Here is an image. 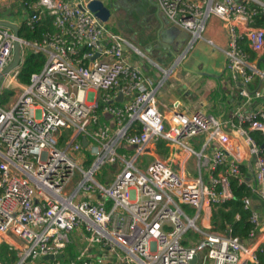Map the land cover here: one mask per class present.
<instances>
[{
  "label": "built area",
  "instance_id": "obj_1",
  "mask_svg": "<svg viewBox=\"0 0 264 264\" xmlns=\"http://www.w3.org/2000/svg\"><path fill=\"white\" fill-rule=\"evenodd\" d=\"M21 1L24 26L35 29L47 10L56 31L29 41L0 25V74L13 61L17 40L23 54L29 46L47 57L29 83H18L14 99L0 105V244L16 251L13 264H115L94 259L96 243L124 250L125 264H261L264 216L251 195L243 198L251 210L250 239L201 222L234 198L233 177L264 201V27L256 24L264 0H157L164 17L191 34L164 76L199 40L223 51L238 84L239 103L229 118L188 114L177 103L169 115L162 112V82L154 86L130 61L126 48H135L88 8L90 0ZM212 17L229 29L226 47L206 35ZM255 80L261 83L253 88ZM203 135L201 150L187 142ZM160 141L186 154L181 169L156 156ZM211 143L217 147L210 153ZM87 149L94 159L85 167ZM245 160L251 171L242 169ZM108 164L115 170L102 182L97 174ZM80 228L90 232L89 242L66 261L71 232ZM189 229L199 234L196 243L187 244ZM51 255L62 257L45 258Z\"/></svg>",
  "mask_w": 264,
  "mask_h": 264
},
{
  "label": "crops",
  "instance_id": "obj_2",
  "mask_svg": "<svg viewBox=\"0 0 264 264\" xmlns=\"http://www.w3.org/2000/svg\"><path fill=\"white\" fill-rule=\"evenodd\" d=\"M101 1L111 8V16L106 21L109 30L124 36L135 48L134 50L126 48V54L130 61L141 66L154 86H158L162 82L157 92L162 112L169 115L170 110L177 103L178 109L188 114L203 111L218 118L230 117L239 103L238 84L233 80L232 74L229 75L227 72L229 70L226 67V56L223 51L216 49L204 40H199L188 52L187 59L189 58V62L185 66L183 65L184 62L178 65L179 69L176 67L174 74L166 78L163 70L174 66L173 57L176 58L185 50L191 34L170 23L160 12L157 0ZM47 13L50 14L46 10L42 19ZM3 19L10 20L21 27L26 19V14L22 17L11 16ZM55 31L56 27L53 23L47 34ZM206 35L223 47L228 45L229 29L217 17L208 20ZM159 38L169 44L170 48H163L159 43ZM246 48L249 50L248 47ZM253 57H257L256 54L253 53ZM262 58L264 59V53ZM262 65L264 63H261ZM260 83V80H255L252 87L256 88L260 86ZM199 85H203V91L196 94L193 90ZM258 106L257 103L252 107ZM257 137L262 140L260 134H257ZM205 139L206 136L203 135L194 137L187 142L196 150H201ZM215 147L217 145L211 143L209 152H213ZM156 156L164 159L170 158L172 165L177 169H181V165L186 161V154L183 151L165 144L163 141L156 143ZM150 161V158L145 159L142 167L146 168ZM193 165H195V160L189 161L186 166L192 169ZM251 167L249 160H245L242 164L243 170L251 171ZM209 174V169L203 168L205 179L209 178ZM251 196L254 206H260L257 205L260 198L253 193ZM211 223L212 215L205 217L201 222L203 226H208ZM89 236L90 232L84 228L71 232L72 242L64 252L63 258L66 261L76 259L88 244ZM90 252L98 263L110 261L115 264H125L119 255L123 257L127 254L119 247L115 249L104 248L100 243L94 244Z\"/></svg>",
  "mask_w": 264,
  "mask_h": 264
},
{
  "label": "trees",
  "instance_id": "obj_3",
  "mask_svg": "<svg viewBox=\"0 0 264 264\" xmlns=\"http://www.w3.org/2000/svg\"><path fill=\"white\" fill-rule=\"evenodd\" d=\"M54 23V16L46 14L40 20L35 29L27 28L22 25L20 27V36L29 40L42 41L45 35L51 30ZM257 25L264 27V12L257 17ZM46 55L43 52L30 51L25 54L24 61L17 74V79L21 83H29L31 75L35 72H40L46 62ZM14 94L13 89L3 88L0 95L8 97ZM139 130V128H138ZM232 188L234 198L223 204H218L212 214V223L220 230L232 229L233 234L239 236L241 240L250 239V232L253 224L250 220L251 210L246 209L243 198L247 195H252L251 189L246 183H240L238 178H232ZM261 264H264V254L259 253ZM0 258L4 264H13L17 260L16 251L10 248L6 242L0 244Z\"/></svg>",
  "mask_w": 264,
  "mask_h": 264
},
{
  "label": "rangeland",
  "instance_id": "obj_4",
  "mask_svg": "<svg viewBox=\"0 0 264 264\" xmlns=\"http://www.w3.org/2000/svg\"><path fill=\"white\" fill-rule=\"evenodd\" d=\"M26 11L27 9L25 8L21 0H0V18H9L11 16H21L22 17L23 15L26 14ZM30 51H32V48L29 46L26 47L25 53L22 56V61H24L25 54ZM173 59L175 60V57H173ZM183 62H184L183 65L185 66L189 62V58L187 59L186 57ZM262 67H264V65H262ZM177 69H179V67H177ZM227 72L229 75H231L229 71ZM14 73H15V70L10 72L8 77L6 76L2 84V89L3 88L13 89L14 94L8 97H3V95L2 96L0 95V105H7V103L12 101L15 95L20 91V87L18 86V83L20 82L18 81L17 78L14 77ZM10 82H12V84H10ZM202 91H203V85L201 86L199 85L195 88V90H193V92H195L196 94ZM213 112L217 113L215 110H213ZM83 153L89 159V162L84 165L85 167H88L89 163L94 159V157L91 155V152L89 149L84 150ZM114 170H115V165L108 164L106 166H103L101 170L98 172L97 177L102 182H110L111 180L110 174L113 173ZM257 203H258L257 205H260V206H256V208L264 215V201H262L261 199H258ZM182 206L185 210L188 211V213L192 214V210L189 206L187 205H182ZM198 236H199L198 233L194 232L192 229H189L188 232L184 235V238L187 241V244H192V243H196Z\"/></svg>",
  "mask_w": 264,
  "mask_h": 264
},
{
  "label": "water",
  "instance_id": "obj_5",
  "mask_svg": "<svg viewBox=\"0 0 264 264\" xmlns=\"http://www.w3.org/2000/svg\"><path fill=\"white\" fill-rule=\"evenodd\" d=\"M88 8L95 12V15L99 17L102 21H108V19L111 16V8L104 4L101 0H90L88 2ZM0 25L11 27L14 30V33L16 37L20 36V26L10 20H4L0 19ZM159 43L162 45L163 48H170L169 44H166L161 38H159ZM22 47L20 42L17 40L15 42V50H14V59L13 61L7 66V68L0 74V91L2 89V84L5 79V77L18 67H20L23 63L22 61ZM85 144H87V140H84ZM262 147L264 148V143L262 144ZM62 255L58 256H46V259H55V258H61ZM196 259L194 260V262Z\"/></svg>",
  "mask_w": 264,
  "mask_h": 264
}]
</instances>
